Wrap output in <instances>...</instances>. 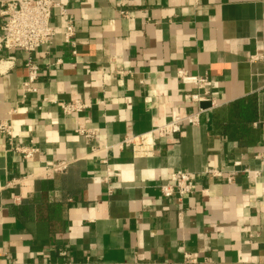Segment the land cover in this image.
Listing matches in <instances>:
<instances>
[{
	"label": "crops",
	"instance_id": "obj_1",
	"mask_svg": "<svg viewBox=\"0 0 264 264\" xmlns=\"http://www.w3.org/2000/svg\"><path fill=\"white\" fill-rule=\"evenodd\" d=\"M62 3L68 15L54 11L56 34L33 53L38 91L22 104L26 54L0 55V121L38 149L25 159L0 133V264H183L185 253L264 264V0ZM181 70L207 76L222 105L191 101ZM249 99L256 117L239 124L234 106ZM76 100L86 109L64 114L58 103ZM199 108V125L159 131ZM80 123L99 133L77 134ZM150 134L152 155L123 144ZM51 160L68 168L48 177ZM178 169L194 175L193 192L165 198Z\"/></svg>",
	"mask_w": 264,
	"mask_h": 264
},
{
	"label": "built area",
	"instance_id": "obj_2",
	"mask_svg": "<svg viewBox=\"0 0 264 264\" xmlns=\"http://www.w3.org/2000/svg\"><path fill=\"white\" fill-rule=\"evenodd\" d=\"M124 3L129 0H122ZM197 1V0H195ZM58 9L62 15H68L66 5H63L62 0H0V16L4 17L2 31L0 35V55L2 52L8 50H21L26 54L25 67L27 70L26 78L23 81L20 101L22 104L26 101L30 94L36 93L37 80L39 78V66L35 62L33 53L41 46L49 43L56 34V28L51 23V18L54 11ZM126 15L127 12L121 11ZM75 25L71 17H69L65 26V41L71 42L75 36ZM2 59L0 58V65ZM0 68V73H1ZM181 81L188 86H193L196 91L189 95L190 100L199 103L210 97L212 101V108L219 107L222 104L214 100V96L206 89L209 78L207 76L192 75L184 70L178 72ZM66 115H78L86 109V105L80 101H71L68 103H58ZM17 107L11 109L10 115L16 113ZM205 112L204 109L199 108L198 111L188 114L184 118L175 119L167 125L159 129L160 132H165L170 129L173 133L182 131V124L184 122L191 125H199L201 115ZM0 133L6 135L9 141V148L7 151L19 153L25 159L34 157L38 149L33 145L18 144L14 138V125L11 118L0 121ZM76 133L93 139L98 133L97 128H88L87 124L80 123L76 128ZM134 139H126L123 144H133L135 148L143 153V155H152L153 140L152 136L144 135L137 143ZM240 165V162H236ZM68 168L67 161H47L45 163L44 174L51 176L55 173L64 172ZM250 171V170H247ZM255 177L259 176V171H253ZM204 174L214 177H224V172L217 168H208ZM229 183L234 181V175H227L225 177ZM194 175L183 169L173 171L169 180L161 185V192L165 198L174 196L186 197L193 192L194 189ZM65 254V253H63ZM183 264H214L206 259L201 260L196 254L185 253L183 257Z\"/></svg>",
	"mask_w": 264,
	"mask_h": 264
},
{
	"label": "trees",
	"instance_id": "obj_3",
	"mask_svg": "<svg viewBox=\"0 0 264 264\" xmlns=\"http://www.w3.org/2000/svg\"><path fill=\"white\" fill-rule=\"evenodd\" d=\"M236 109L234 110V114L236 115V118L238 119V123L242 124L245 122L251 123L256 117V105L253 102L252 99L248 100V103H245V101H240L236 106H234ZM237 124L236 122H234ZM233 128H236L239 125H235ZM232 125H230L231 127Z\"/></svg>",
	"mask_w": 264,
	"mask_h": 264
}]
</instances>
